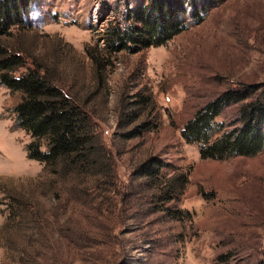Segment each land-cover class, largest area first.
Returning a JSON list of instances; mask_svg holds the SVG:
<instances>
[{
	"label": "rangeland",
	"instance_id": "obj_1",
	"mask_svg": "<svg viewBox=\"0 0 264 264\" xmlns=\"http://www.w3.org/2000/svg\"><path fill=\"white\" fill-rule=\"evenodd\" d=\"M128 1L142 0H40L28 10L23 36L32 52L58 65L81 96H94L96 121L116 158L117 190L102 209L99 191L66 194L68 207L41 199L42 212L55 220L49 237L37 233L32 217L10 221L0 189V264H260L264 148L252 156L205 159L182 131L225 90L264 82V0H210L203 19L187 14L185 29L166 44L113 55L99 83L85 49L101 55ZM140 96L151 105H134ZM18 101L19 94L0 83V188L19 187L43 171L27 156L30 136L14 125ZM134 112L141 115L121 127V116ZM237 114V107L227 108L217 120L228 124ZM144 121L154 126L126 136ZM150 157L165 162L160 180L177 178L174 200H162L151 181L136 174Z\"/></svg>",
	"mask_w": 264,
	"mask_h": 264
},
{
	"label": "trees",
	"instance_id": "obj_2",
	"mask_svg": "<svg viewBox=\"0 0 264 264\" xmlns=\"http://www.w3.org/2000/svg\"><path fill=\"white\" fill-rule=\"evenodd\" d=\"M209 1H128L123 20L107 31L101 55L92 47L85 49L97 81H104L103 70L113 55L121 51L138 53L166 44L185 29L187 14L195 20L203 19ZM38 2L40 0H0V83L19 94V101L12 109L14 125L30 136L27 156L42 163L43 171L37 177L23 180L19 187L0 189L9 201V220L32 217L37 233L52 237L55 220L51 221L42 212L41 199L61 206L67 205L66 194L80 197L99 191L102 201L99 209H102L105 203L109 204V193L117 190V163L96 121L91 105L94 96L83 97L66 84L58 65L35 55L23 36L24 31L28 32V10ZM14 36L16 38H12ZM149 99L140 96L133 104L149 107ZM231 107H237V116L228 124L218 121L224 110ZM151 109L155 110L154 104ZM140 115L134 112L130 119L121 116V127ZM153 126L152 122L144 121L126 136L135 137ZM182 134L188 142L199 144L200 155L205 159L259 153L264 148V82H239L220 93L196 111ZM164 167L163 160L150 157L136 168V174L150 180L160 198L170 202L178 196L181 187L174 176L160 180ZM90 181L94 184L91 187L88 186ZM55 218L60 220L61 215L58 213ZM7 223L5 227L10 222ZM61 231L63 233V229ZM24 260L28 259L22 254L21 262ZM260 264H264V257Z\"/></svg>",
	"mask_w": 264,
	"mask_h": 264
}]
</instances>
